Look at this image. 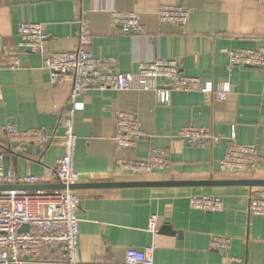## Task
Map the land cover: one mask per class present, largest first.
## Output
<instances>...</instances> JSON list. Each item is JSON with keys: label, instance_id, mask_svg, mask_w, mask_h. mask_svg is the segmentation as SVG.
Masks as SVG:
<instances>
[{"label": "crops", "instance_id": "obj_1", "mask_svg": "<svg viewBox=\"0 0 264 264\" xmlns=\"http://www.w3.org/2000/svg\"><path fill=\"white\" fill-rule=\"evenodd\" d=\"M162 5L188 9V24L160 22ZM114 12L139 14L146 33L122 34L113 24ZM81 19L88 23L92 54L116 60L107 64L108 71L129 74L141 64L173 59L187 76L231 85L224 103L200 93L172 92L167 104L153 91L88 90L81 96L74 129L82 187L73 190L80 199L81 264H116L146 248H153L156 264H264V216L247 212L251 193L264 188L89 187L143 180H264V162L246 174L220 171L232 141L257 146L264 159V72L231 66L229 58L231 51L264 46V0H0V37L6 45L19 41L23 23H40L48 35L44 53H21V68L0 70V155L17 174L44 175L63 157L71 86L51 84L45 58L79 47ZM119 112L135 114L146 134L131 152L114 140ZM8 124L55 138L44 152L27 146L20 153L5 133ZM185 126L209 128L220 141L191 146L178 138ZM152 148L168 154L167 174L139 176L117 169L119 159H144ZM204 196L220 198L225 210L193 209L190 198ZM152 216L158 217L155 233L148 231ZM218 236L230 240L227 251L212 248ZM59 254L57 247L48 258L53 261Z\"/></svg>", "mask_w": 264, "mask_h": 264}, {"label": "built area", "instance_id": "obj_2", "mask_svg": "<svg viewBox=\"0 0 264 264\" xmlns=\"http://www.w3.org/2000/svg\"><path fill=\"white\" fill-rule=\"evenodd\" d=\"M160 22L186 26L190 11L182 6L162 5L158 10ZM115 27L122 34L143 35L146 27L137 13H112ZM79 47L73 51L52 52L45 58L50 82L53 86L70 85L69 99L64 110V154L44 175L17 174L4 165L0 155V186H34L61 184L66 189L50 191L6 190L0 191V264H81L79 251L80 199L69 187L78 184L81 175L77 170L75 156L78 138L75 134L76 113L83 108L81 96L91 91H153L159 101L170 103L171 93H200L211 95L213 100L224 103L231 93V85L221 82L204 83L200 78L183 74L177 60H156L141 64L137 72L124 74L106 69L114 64L113 59H98L87 48L91 43L88 23L80 20ZM19 41L8 46L0 37V70L22 67L21 53L42 54L45 52L47 32L40 23H23L18 29ZM230 65L258 68L264 72V46L256 50H234L229 54ZM8 139L15 143V150L24 153L27 146L47 150L54 136L41 130L20 131L8 124L5 128ZM146 138L142 124L136 115L119 112L116 117L115 143L118 148L133 151ZM178 138L191 146L218 143L220 138L209 128L183 127ZM264 162L257 146H242L230 142L220 162L223 173L246 174L256 171ZM116 167L120 172L139 176L155 173L167 174L170 160L165 150L152 148L144 159H119ZM193 209L217 213L225 210L224 202L217 197H192ZM247 212L250 216H264V190L251 193ZM158 217L149 220L148 231L155 233ZM29 231H20L23 226ZM59 256L50 261L48 256ZM230 247L226 237H215L212 248L225 252ZM153 248L132 253L123 262L116 264H156Z\"/></svg>", "mask_w": 264, "mask_h": 264}, {"label": "water", "instance_id": "obj_3", "mask_svg": "<svg viewBox=\"0 0 264 264\" xmlns=\"http://www.w3.org/2000/svg\"><path fill=\"white\" fill-rule=\"evenodd\" d=\"M79 184L71 185V190L80 188ZM84 187V186H83ZM90 188H213V187H250L264 188V180L241 179V180H210V181H176V180H143L126 183L93 184ZM50 191L66 189L65 185H34V186H0V191L6 190ZM20 231H29V227L23 226Z\"/></svg>", "mask_w": 264, "mask_h": 264}]
</instances>
